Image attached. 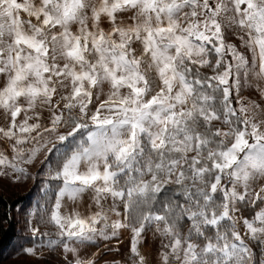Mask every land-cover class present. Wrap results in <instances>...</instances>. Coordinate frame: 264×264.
Instances as JSON below:
<instances>
[{"label":"snow or ice","instance_id":"1","mask_svg":"<svg viewBox=\"0 0 264 264\" xmlns=\"http://www.w3.org/2000/svg\"><path fill=\"white\" fill-rule=\"evenodd\" d=\"M0 116L18 254L264 264V0H0Z\"/></svg>","mask_w":264,"mask_h":264},{"label":"rangeland","instance_id":"2","mask_svg":"<svg viewBox=\"0 0 264 264\" xmlns=\"http://www.w3.org/2000/svg\"><path fill=\"white\" fill-rule=\"evenodd\" d=\"M233 42H237L235 38H233ZM244 95L258 98L251 91L245 92ZM2 124L3 117L0 116V126ZM3 147L4 144L0 141V148ZM38 168L39 166H34L31 171L37 173ZM41 179L42 177L37 175L35 180L29 179L27 181L11 183L9 180L0 177V194L6 199L18 202L16 207L11 208L10 227H3L4 231L0 232V264H61L63 258L58 252L45 251L42 257H32L22 252L18 254V244L21 242V237L26 235L24 211L29 209L31 204L37 200ZM80 211L84 212L85 208L81 207ZM245 214L250 215V211H246ZM5 230H9V233L5 234ZM157 245V237L152 232H149L145 237L143 250L154 253ZM128 246V234L125 233L123 242L119 245V253L107 252L101 247L100 264H103L104 260L123 259L128 250ZM109 247H114V245H110ZM91 251H96V249L93 248Z\"/></svg>","mask_w":264,"mask_h":264},{"label":"trees","instance_id":"3","mask_svg":"<svg viewBox=\"0 0 264 264\" xmlns=\"http://www.w3.org/2000/svg\"><path fill=\"white\" fill-rule=\"evenodd\" d=\"M17 203L18 202H13V200L6 199L0 194V232L4 231L3 227H10L11 208L16 207L18 205ZM7 233H9V230H5V234Z\"/></svg>","mask_w":264,"mask_h":264}]
</instances>
